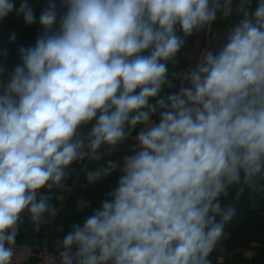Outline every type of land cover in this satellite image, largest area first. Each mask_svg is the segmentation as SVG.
Masks as SVG:
<instances>
[{"label": "clouds", "instance_id": "1", "mask_svg": "<svg viewBox=\"0 0 264 264\" xmlns=\"http://www.w3.org/2000/svg\"><path fill=\"white\" fill-rule=\"evenodd\" d=\"M226 5L225 16L231 0ZM219 7L218 0H48L42 34L18 49L20 63L0 79V264H13L22 214L37 230L45 214L56 215L48 192L66 169L99 159L102 144L117 145L138 125V150L124 157L111 199L72 226L59 264H212L236 215L221 196L240 184L241 172L245 183L264 179V0L244 12L219 52L188 68L186 87L160 94L167 62L186 42L177 31L203 30ZM13 11L26 25L37 22L29 0L18 8L0 0V20ZM92 121L86 145L80 129ZM107 164L88 180L118 167Z\"/></svg>", "mask_w": 264, "mask_h": 264}, {"label": "crops", "instance_id": "2", "mask_svg": "<svg viewBox=\"0 0 264 264\" xmlns=\"http://www.w3.org/2000/svg\"><path fill=\"white\" fill-rule=\"evenodd\" d=\"M59 2L60 0H57V4ZM218 2L220 7L217 9L216 19L207 26L198 62L207 51L219 52L227 42L226 38L230 30L244 18V12L251 14L258 4V0H231V14L225 16L224 9L228 6L226 0H218ZM20 3L21 0H15L17 8ZM29 3L35 10L36 23L26 25L23 17H18L15 11L0 20V67L5 69L0 79L7 80V74L20 63L18 49L21 46H34L37 37L43 32L38 18L48 0H29ZM13 33L16 35L14 41L10 39ZM195 34L196 31L191 36L184 37L182 32L177 31V35L186 42L177 56L167 62L169 83L164 85L160 96L166 98L168 94L176 93L182 88L183 74L187 71ZM4 49H7L6 55L3 54ZM152 120L158 122V113L152 116ZM93 123L95 121L80 129L86 145ZM142 127L138 125L125 140L115 146L102 144L95 153L100 157L99 159L89 155L83 160L73 162L66 169L61 184L54 186L48 192L51 197L50 203L55 206L56 215L53 217L45 214L47 223L39 225L37 230L29 215L22 214L23 222L19 226L16 242H27L35 248L46 245L57 252L62 250L63 238L72 231V226L82 225L86 216L101 207L103 200L111 199L109 193L115 190L118 178L123 174L124 157L138 150L136 135ZM85 150L90 152V149ZM108 161L115 162L118 167L107 173L102 172L96 180L90 182L87 178L88 173L108 167ZM241 188L243 191L237 195ZM44 191L46 189H41V192ZM228 192V196H221V205L224 207L231 204L236 208V215L226 225L225 235L210 254L209 259L212 264H264V179L257 177L252 182L245 183L241 172L240 184L231 185ZM28 264L36 263L32 259Z\"/></svg>", "mask_w": 264, "mask_h": 264}, {"label": "built area", "instance_id": "3", "mask_svg": "<svg viewBox=\"0 0 264 264\" xmlns=\"http://www.w3.org/2000/svg\"><path fill=\"white\" fill-rule=\"evenodd\" d=\"M13 264H28L34 259L36 264H59L57 251L42 245L35 248L27 242H16Z\"/></svg>", "mask_w": 264, "mask_h": 264}, {"label": "water", "instance_id": "4", "mask_svg": "<svg viewBox=\"0 0 264 264\" xmlns=\"http://www.w3.org/2000/svg\"><path fill=\"white\" fill-rule=\"evenodd\" d=\"M207 26L203 30L196 31L187 70L190 66L195 67V65L198 63V60H199V57L201 54V50L203 48V44L205 41ZM186 86H187V84L185 82H183L182 87H186Z\"/></svg>", "mask_w": 264, "mask_h": 264}]
</instances>
